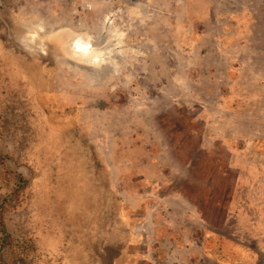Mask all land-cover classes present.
<instances>
[{"label":"rangeland","instance_id":"1","mask_svg":"<svg viewBox=\"0 0 264 264\" xmlns=\"http://www.w3.org/2000/svg\"><path fill=\"white\" fill-rule=\"evenodd\" d=\"M0 264H264V0H0Z\"/></svg>","mask_w":264,"mask_h":264},{"label":"bare ground","instance_id":"2","mask_svg":"<svg viewBox=\"0 0 264 264\" xmlns=\"http://www.w3.org/2000/svg\"><path fill=\"white\" fill-rule=\"evenodd\" d=\"M109 20V19H108ZM107 20V21H108ZM105 22L104 24V30H105V35L106 37L103 39L102 43L105 44V42L107 43H110L108 46H101V45H95V47H89L90 45L88 44L89 41H86L87 43L85 44V47L82 48L84 50V52H86V48L89 47L91 50L90 52H87L86 55L88 57H90L91 59L93 58L94 56V59H97L98 55L99 54V51L102 52L106 49H110V47H114V49H116V47L120 46L121 44V41H122V36L123 35V32L119 30L118 27H116V22L115 20L113 19L112 21H108V22ZM74 38V37H73ZM72 38V39H73ZM76 39V38H75ZM28 41V40H27ZM73 43V41H72ZM71 43V46H73V44ZM84 43H82V46H83ZM33 45V44H31ZM100 47V48H99ZM76 49V47H74ZM97 49H100V50H97ZM124 50V49H123ZM98 51V52H97ZM97 52V53H96ZM115 52V51H114ZM91 53V54H90ZM124 54V53H123ZM117 55V54H116ZM121 56V55H120ZM113 58V57H112ZM115 58V56H114ZM111 60V59H110ZM117 65V64H115ZM119 65V64H118Z\"/></svg>","mask_w":264,"mask_h":264},{"label":"crops","instance_id":"3","mask_svg":"<svg viewBox=\"0 0 264 264\" xmlns=\"http://www.w3.org/2000/svg\"><path fill=\"white\" fill-rule=\"evenodd\" d=\"M115 22H116V17H115Z\"/></svg>","mask_w":264,"mask_h":264}]
</instances>
